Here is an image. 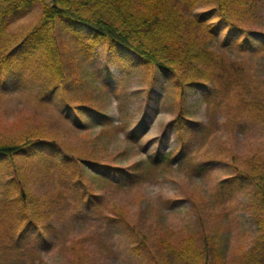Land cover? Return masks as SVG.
Segmentation results:
<instances>
[{
	"label": "rangeland",
	"instance_id": "374dc122",
	"mask_svg": "<svg viewBox=\"0 0 264 264\" xmlns=\"http://www.w3.org/2000/svg\"><path fill=\"white\" fill-rule=\"evenodd\" d=\"M214 5L212 0L192 9L190 14L207 12L205 22L216 24L217 17L211 15ZM259 15L258 23L264 24L263 9ZM40 18L41 6L36 4L13 21L7 32L16 42L9 49L38 26ZM55 28L54 48L64 57L61 60L63 80L47 85L31 76V65L39 62L40 51L31 59L23 54L15 64L14 75L3 65L0 67V142L26 135L65 141L76 149L69 152L71 149L67 148L66 153L78 159L82 156L75 153L90 155V161L83 165V176L89 188L98 191L103 201L109 203L105 212L115 213L116 208L122 206L132 213L140 207L147 221L158 220L173 233L204 229L217 243L211 264H241L243 251L257 233L251 204L255 199L249 195V187L243 191H222L223 196L216 190L222 178L234 174L232 158L240 164L243 155H264V119L242 117L240 110H230L223 93L228 89L227 81L237 78L242 83L245 76L247 81L252 80L249 85L257 93L264 94V82L259 79L264 72L259 70H263V60L250 52L222 47L220 40L227 32L223 28L218 41H212L216 55L228 65L241 60L248 69L230 67L226 78L215 87L216 81L210 80L185 89L178 84L176 73L147 63L130 50L110 48L106 37L78 40L65 25H55ZM236 35V30H230L228 41ZM74 40L79 41L78 45ZM46 74L45 71L41 75ZM15 77L18 78L16 83L12 81ZM50 77L44 80L49 81ZM196 80L202 81L201 78ZM214 89L221 93L220 100L216 99L219 95L212 100L210 96V101L203 98ZM102 129L110 134L103 139L104 144L99 145L95 136ZM179 134L185 142L181 151H178L182 145ZM90 141L96 145L91 147ZM156 153H171V159L156 162L153 160ZM37 159L35 154L15 158L18 163L28 165L34 192L44 193L49 200L61 194L62 199L69 197L70 200L55 207L63 209L64 216L67 213L64 219L54 213L40 221L53 228L46 233L45 244L33 243L24 264H67L66 244L73 235L84 233L95 234L91 243L99 255L95 264L134 263L132 254L129 260L124 259L126 247L135 241L127 229L120 224L106 228L95 211L90 210L87 215V210H82L85 207L75 205L74 187L60 179L56 173L58 164L53 165L52 175L37 178L34 169ZM197 164L203 166L199 171L195 169ZM3 165L0 174L9 172L8 163ZM111 168L120 171L113 173ZM126 170L132 172L131 177L123 175ZM100 174L107 178L104 185ZM189 193L207 214L204 227L199 223L198 211L194 210ZM83 218L87 220L82 221Z\"/></svg>",
	"mask_w": 264,
	"mask_h": 264
},
{
	"label": "trees",
	"instance_id": "16d2710c",
	"mask_svg": "<svg viewBox=\"0 0 264 264\" xmlns=\"http://www.w3.org/2000/svg\"><path fill=\"white\" fill-rule=\"evenodd\" d=\"M211 1L0 0V67L3 65L4 69L14 75L15 64L23 54L31 59L40 51L39 62L37 65H31V76L40 78L41 82L47 85L54 81L59 82V79L63 80L65 74L61 60L64 57L62 58L57 48H54V41L57 36L55 25H65L73 38L92 41L106 37L110 48L116 47L125 52L130 50L147 63L176 73L178 84L185 89L194 86L198 78L202 79L199 83L216 81L213 82L215 87L226 78V70L230 67L239 69L242 66V71L248 69L241 60L228 65L216 55L212 41H218L223 28L227 32L220 40L222 47L230 46L236 48L237 52L259 55V59L264 62V24L258 23L261 19L259 14L264 10V0H213L215 5L211 7V15L216 16L218 20L213 25L205 22L207 12L201 15L190 14L192 9L200 8V5ZM36 4L41 6L39 25L9 49L16 40L7 32L8 26L28 13ZM245 23L252 26L243 27L242 24ZM230 30L237 31L232 41H228ZM68 36L72 40L71 36ZM75 42L78 45L79 41ZM93 45L90 44V52ZM79 53L82 54L81 50ZM259 70L264 71V65L263 70ZM45 71L47 74L42 76ZM49 75L51 80L45 81L44 77ZM17 79L12 81L16 83ZM259 79L264 82V72L260 74ZM238 81L237 78L227 81L228 89L223 94L225 101L230 103L228 108L234 112L240 110L242 117L264 119V94L257 93L249 85L251 79L247 81L246 77L242 76V83ZM6 83L7 80H4L3 84ZM220 94L214 89L203 98L210 101V96L212 100L215 95H219L216 98L218 101ZM176 131L180 133V130ZM109 134L110 132L104 129L100 130L95 136L97 143L103 145V139ZM179 137L182 145L178 151H181L185 142L182 134H179ZM95 145L96 142L90 141L91 147ZM75 150L65 144V141L32 135L0 142V169L7 163L9 167V172L0 174V264H24L25 256L29 255L33 243L40 241V244H45L48 240L46 233L53 228L51 224L42 225L40 221L52 217L54 213L60 216V219L67 215L66 213L64 216L63 209L55 207L70 198L62 199L61 194L49 200L44 193H35L32 187L33 176L29 174L28 165L15 161L16 157H27L30 154L38 157V164L34 167L37 178L52 175L53 165L58 164L56 173L60 175V179L70 182L74 187L72 198L75 205L85 207L82 210H87V215L90 210L95 211V216L104 220L106 228L108 225L120 224L127 229L135 240L133 245L125 249V260H129L130 254L135 257L134 263L131 264H211L212 255L216 250L214 244L217 243L214 236L204 229L201 232L173 233L158 220L147 221L140 207L132 213H128L122 206H118L115 213L105 212L109 203L103 201L98 191L89 188L87 179L83 176V165L90 161V155L75 153L82 156L78 159L65 152ZM169 154L171 153H156L153 160L165 162L171 159ZM147 162L146 159L145 164ZM231 163L234 174L221 180L216 192L223 196L222 191L227 193L250 188L249 195L255 199L251 204L257 233L250 246L243 251L241 264H264V155H243L240 164L236 158H232ZM198 165L200 164H197L195 169L199 171L203 167ZM99 166L107 167L102 164ZM111 170L113 173L120 171L112 168ZM128 172L129 170H126L123 175L131 177L132 172ZM100 176V182L104 185L107 178L103 174ZM92 185L96 186L94 183ZM59 194L60 191L57 195ZM189 197L193 201L194 210L198 211L199 223L204 227L203 220L207 214L194 202L192 193H189ZM84 220L87 219L83 218L82 221ZM94 236L93 233L72 236L71 242L65 246L69 259L67 264H95L99 255L91 245Z\"/></svg>",
	"mask_w": 264,
	"mask_h": 264
}]
</instances>
